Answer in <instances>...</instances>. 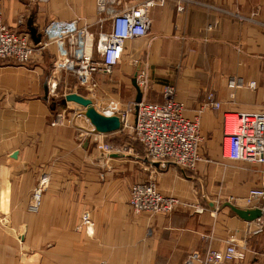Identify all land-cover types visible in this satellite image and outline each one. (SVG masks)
Instances as JSON below:
<instances>
[{"label":"crops","instance_id":"crops-1","mask_svg":"<svg viewBox=\"0 0 264 264\" xmlns=\"http://www.w3.org/2000/svg\"><path fill=\"white\" fill-rule=\"evenodd\" d=\"M192 1L182 5V11L172 1L152 7L147 35L125 43L118 76H95L93 91L99 99L110 97V86L119 85L123 74H130L131 86L135 79L138 87L141 76L146 87L139 89L147 102H160L163 86L174 88L185 118L198 122L201 161L191 174L149 164L139 168L143 180L137 182L152 181L161 195L191 209L170 215L134 214L128 207L131 185L117 190L109 176L102 182L92 168L101 164L111 170L125 164L119 169L133 175L132 163H124L126 156L99 157V143L109 145L106 138L118 133L102 136L107 142L92 134L85 147L77 127L86 132L92 128L83 117L67 115L64 126H50L59 112L50 110V99L78 93L61 82L60 76L68 77L66 71L52 70L57 53L55 45L48 44L43 50L48 62L37 67L0 62V264H184L192 252L221 251L228 242L245 245L247 254L242 262L224 264H264V252H256L264 245L259 237L264 228L257 233L255 222L246 223L226 208L213 211L206 204L227 201L247 209L243 200L248 191L264 185L263 166L227 162L220 147L222 113H258L264 108V0ZM0 3L3 24L27 35L30 19L38 34L52 22L95 21L94 0ZM252 82L255 89L248 88ZM44 83L48 102L39 94ZM53 85L62 86L56 96ZM207 94H213L218 110L205 104ZM131 95L135 99V89ZM31 140L37 144L31 145ZM134 143L125 144L127 151L140 157L142 149ZM86 149L97 163L85 158ZM31 152H37L45 172L34 171L28 160ZM41 181L45 188L40 206L32 210L31 196ZM85 212L90 214L87 224L82 222Z\"/></svg>","mask_w":264,"mask_h":264},{"label":"built area","instance_id":"built-area-1","mask_svg":"<svg viewBox=\"0 0 264 264\" xmlns=\"http://www.w3.org/2000/svg\"><path fill=\"white\" fill-rule=\"evenodd\" d=\"M31 4L47 0H26ZM127 0H94L95 21L91 25H79L77 20L52 22L43 29V42L35 46L26 33L9 30L2 22L0 3V62L25 66L35 54H39L48 44L56 47V57L52 70L66 71L73 77L76 85L93 92L96 89L95 76H110L123 57L127 41L147 35L150 26L148 11L167 1L176 4L178 11L182 5L193 4L192 0H145L138 4H126ZM96 29V31H93ZM139 87L145 88L146 82L138 80ZM53 85V89H54ZM255 89V83L248 84ZM69 94V93H68ZM67 94H64L65 96ZM62 96V97H63ZM206 105L218 110L213 94L206 95ZM71 106V107H70ZM135 104L133 103L132 110ZM70 112H58L52 118L51 127L61 126L66 117L76 120L83 109L69 104ZM130 107L121 110L117 102L109 101L101 114L105 117H118V133L133 135V140L141 147L143 159L157 169L170 165L183 173H193L201 161L200 136L197 120L184 116L183 105L175 98V90L163 86L161 100L151 103L142 100L129 119ZM69 115V116H67ZM221 157L230 163H247L264 167V108L258 113H222ZM78 136L91 137L92 133L77 127ZM83 134V135H82ZM101 151L121 154L120 148L101 145ZM43 183L32 194V210L40 206ZM247 209H259L261 218L254 221L257 233L264 228V185L250 189L243 200ZM128 207L136 214L170 215L176 209L190 208L175 197L163 196L154 182H138L131 185L128 194ZM195 212L198 211L196 208ZM198 212H202V209ZM90 214H83L82 222L87 224ZM245 245L237 246L228 242L221 251H194L186 257L184 264H224L245 260ZM98 264H109L102 261Z\"/></svg>","mask_w":264,"mask_h":264},{"label":"rangeland","instance_id":"rangeland-1","mask_svg":"<svg viewBox=\"0 0 264 264\" xmlns=\"http://www.w3.org/2000/svg\"><path fill=\"white\" fill-rule=\"evenodd\" d=\"M45 3V2H44ZM40 4H43V3H40ZM32 5H38V3H34V4H31ZM29 14V12H27ZM26 14V15H28ZM93 31H96V29H93ZM52 49H54V47L52 46L51 47ZM45 51V50H44ZM44 51L40 52L39 54H35L32 59L30 60L29 63L26 64V66H30V67H37L39 64H42L46 61V59L48 58V54H46ZM46 54V55H45ZM45 60V61H44ZM44 61V62H43ZM48 62V61H46ZM122 63V59L121 61H119V63L115 66V69L113 71V73L110 75V76H103L105 79H111L114 78V77H117L118 75L115 74V73H119V69H118V65ZM13 65V64H12ZM17 66V65H15ZM118 66V67H117ZM61 78V82H64L65 84L68 85V87H70V91H73V88L75 90V92H77L78 94H80L81 96H84L85 98L91 100L92 102V105L93 107L95 108V110L101 114V112L103 111V109L105 108L106 104L109 102V101H114V102H117L120 106V109L123 110L124 109V106L126 107H130L131 108V112L129 113V119L130 121H132V118H133V115H134V110H132V106H133V103H134V98H133V95L132 92L134 93V89L132 88L131 86V82H130V79H131V75L130 74H123V79L121 80V82L119 83V85H115V86H110L109 88V91H110V97H101L100 99L95 95V92H93L94 96H92L89 92H87L86 90H83L81 87L75 85L76 84V81L73 77H71L70 75H68V77H65L64 75L60 76ZM75 82V84H74ZM43 90V87L41 86L40 84V93L41 94L40 96H43L42 95V91ZM62 90V86H57L55 85V88L53 89V93L52 95L56 96V94L58 92H60ZM148 93H149V88H148ZM147 93V94H148ZM112 96V97H111ZM104 100V101H102ZM148 102H153V100L149 99ZM71 107V106H70ZM222 120V119H221ZM64 124V123H63ZM61 125V126H58V127H62L64 125ZM55 128V127H54ZM118 133V132H117ZM133 136V135H132ZM131 135H125L124 133H118V134H115V136H113L112 138L110 137H107L106 140L108 141V144L111 145L112 147L114 148H120L121 149V154L119 155H123V156H126L128 159H126L124 161V163H127L129 164L128 162H131L134 166V171H133V175L130 176V173L124 170H120V166L122 165H125V164H115L116 166H114L111 170H107V168H105V166H94L92 167L95 171L96 174H99L100 175V178L102 180V182L105 181V178L108 177V179L111 178L112 182H113V185L116 186V189L117 190H125L127 185L129 187V185H133L135 183H138L137 181H141L143 180V170H139L140 167H147L149 164L147 163H143L145 160L143 159V155H141L140 157H133V155H131L130 153H128V146L125 145L127 142L128 144H131L132 142L134 143L135 141L133 140V137ZM89 137H85V139L87 140ZM101 141H105L107 142L104 138H100ZM136 143V142H135ZM134 143V144H135ZM30 144L31 145H36L37 142L36 141H30ZM95 147V145L93 144L91 146L92 147ZM88 147V146H87ZM102 152V151H101ZM202 152V151H201ZM36 153L37 152H31L30 153V156L28 157V160L31 162L32 164V167L34 169V171L37 173V174H40V173H43L45 172V166H42V162L41 159H39L38 156H36ZM103 153V152H102ZM104 154V153H103ZM202 154V153H201ZM130 155V156H129ZM104 156H106L104 154ZM104 156H100V158L104 157ZM132 157V160L131 158ZM85 158L86 159H90L92 160L94 163H97V157L92 153V151L89 149V151L86 149L85 151ZM222 158V157H221ZM205 158L203 157L202 155V160H204ZM143 160V161H142ZM147 165V166H146ZM86 167H88L86 165ZM143 167V168H144ZM121 174V176H120ZM187 174V173H186ZM123 175V176H122ZM124 178L128 179V181H125L123 180ZM133 178V180H132ZM43 183V188H45V184H44V181H41ZM135 182V183H134ZM39 187V186H38ZM37 187V188H38ZM131 187V186H130ZM129 187V189H130ZM253 188H256V187H252L251 189ZM129 194V193H128ZM41 200V199H40ZM215 200V199H214ZM32 196H31V203H30V206L32 205ZM222 201L218 202V203H221ZM227 202V201H226ZM264 231V230H263ZM261 238H264V233L260 234ZM26 248H22V252H25ZM258 250L260 252H264V245L262 244L261 246H259L257 249H256V252H258Z\"/></svg>","mask_w":264,"mask_h":264},{"label":"water","instance_id":"water-1","mask_svg":"<svg viewBox=\"0 0 264 264\" xmlns=\"http://www.w3.org/2000/svg\"><path fill=\"white\" fill-rule=\"evenodd\" d=\"M28 35L30 37L31 42L37 46L41 44V39L43 37V33L38 34L36 29L31 27V19L28 21ZM132 86L135 89V112L137 110V104H139L142 100V93L135 81V79H132ZM43 101L48 102V91H47V84L44 83L43 85ZM69 104H74L83 109L81 112V116L88 122L90 125L91 133L93 135L98 136V138H101L102 136L111 135L114 133L119 132L120 130V124L118 117L112 116V117H105L102 114L98 113L95 108L92 105L91 100L82 97L81 95L70 93L67 94L57 100L50 99V105L49 108L52 112H55L56 110H59L60 112L68 113L69 110ZM100 142V141H99ZM83 145L87 146V140L84 141ZM99 147H101V143H99ZM100 156H104V154L100 151ZM12 159H16L17 153H13L11 155ZM207 206L213 210V211H220L224 208L228 209L230 213L242 221L246 223H251L256 221L257 219L261 218L262 213L259 209H242L237 208L234 205L230 204L229 202H221L218 204H214L210 201H206Z\"/></svg>","mask_w":264,"mask_h":264}]
</instances>
